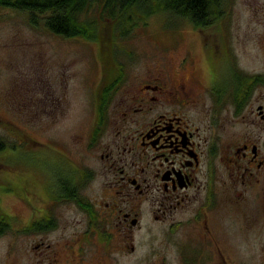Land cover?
Segmentation results:
<instances>
[{
    "label": "rangeland",
    "instance_id": "374dc122",
    "mask_svg": "<svg viewBox=\"0 0 264 264\" xmlns=\"http://www.w3.org/2000/svg\"><path fill=\"white\" fill-rule=\"evenodd\" d=\"M223 1V18L203 33L187 21L173 22L164 16L140 25L117 51L116 60L124 65L127 77L124 88L133 75L153 67L179 68L184 62L187 73H208L206 61L217 55L215 66L219 64L224 73L230 55L239 68L264 70V0ZM104 50H109L108 41L64 39L44 27H31L26 13L0 7V138L16 147L0 153V209L12 222V230L0 237V264H51V252L42 256L35 250L42 242L59 251L75 245L73 254L82 256L86 264H194L182 252L186 234L149 230L145 220L141 229L125 237L110 227L96 206L103 185L97 154L88 141L103 82ZM236 123V132L245 130L242 119ZM229 131L226 124L224 132ZM58 155H67L77 169L96 174L80 185L101 220L73 203L48 200L46 185L63 178ZM10 156L14 161H9ZM45 210L56 218L57 229L46 234L27 232L29 221ZM225 214L222 210L221 218ZM261 215L260 209L253 212L252 220L237 214L227 223V231L221 229L220 258L224 256L226 264H264Z\"/></svg>",
    "mask_w": 264,
    "mask_h": 264
},
{
    "label": "flooded vegetation",
    "instance_id": "af4514ba",
    "mask_svg": "<svg viewBox=\"0 0 264 264\" xmlns=\"http://www.w3.org/2000/svg\"><path fill=\"white\" fill-rule=\"evenodd\" d=\"M217 58L205 60L204 74L187 73L184 62L179 68H149L133 75L126 88L125 74L101 118L95 111L88 141L98 159L103 189L96 206L103 219L125 237L141 229L145 220L149 230L186 234L182 252L194 264H226L220 258V231H227L233 216L234 221L237 214L252 220L260 209L264 218V70L239 68L230 55L224 73L215 66ZM237 118L245 124L239 133ZM66 156L57 157L69 164L58 160L63 181L46 185L48 200L73 203L101 220L93 203L84 199L81 185L84 204L62 193L65 184L96 177L92 170L77 169ZM222 210L227 215L221 218ZM34 220L48 228L37 234L58 227L48 210ZM74 246L59 251L42 242L35 250L42 256L51 252V264H86L73 254Z\"/></svg>",
    "mask_w": 264,
    "mask_h": 264
},
{
    "label": "trees",
    "instance_id": "16d2710c",
    "mask_svg": "<svg viewBox=\"0 0 264 264\" xmlns=\"http://www.w3.org/2000/svg\"><path fill=\"white\" fill-rule=\"evenodd\" d=\"M0 7L26 13L31 27H44L52 35L64 39L108 41L109 52L104 50L105 53L101 54L103 82L96 95L99 118L125 78L124 65L116 60L119 44L131 37L140 25L147 24L150 18L164 16L173 22L187 21L203 33L218 23L226 12L223 0H0ZM105 24L110 27L106 28ZM15 149V145L11 146L0 138V153ZM12 160L14 158L10 156L9 161ZM79 187V182L73 186L65 184L62 193L67 199L84 204ZM47 229L46 225L34 220L27 232L38 233ZM11 230V217L0 209V237Z\"/></svg>",
    "mask_w": 264,
    "mask_h": 264
}]
</instances>
